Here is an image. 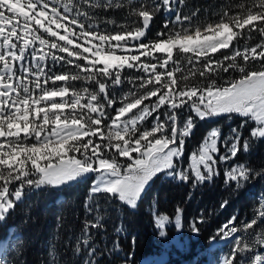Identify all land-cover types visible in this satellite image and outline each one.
<instances>
[{
	"label": "snow or ice",
	"instance_id": "6c2138e0",
	"mask_svg": "<svg viewBox=\"0 0 264 264\" xmlns=\"http://www.w3.org/2000/svg\"><path fill=\"white\" fill-rule=\"evenodd\" d=\"M185 9L187 0H0V222L26 189H59L91 175L74 254L99 264L92 230L104 228L102 207L136 209L161 173L194 187L211 181L218 163L264 139V0L226 4L204 19L200 8ZM161 10L175 16L150 38ZM117 12L123 22L105 18ZM257 36L252 46L234 44ZM221 116L241 124L223 140L212 128L184 167L195 122ZM223 175L239 190L264 170L241 162ZM175 212L154 213L159 238L169 225L181 228L183 209ZM236 221L216 230L233 244L223 264H264V231H256L264 199L252 219ZM190 228L200 231L195 220ZM119 250L118 241L106 248Z\"/></svg>",
	"mask_w": 264,
	"mask_h": 264
},
{
	"label": "trees",
	"instance_id": "16d2710c",
	"mask_svg": "<svg viewBox=\"0 0 264 264\" xmlns=\"http://www.w3.org/2000/svg\"><path fill=\"white\" fill-rule=\"evenodd\" d=\"M240 2L241 0H187L188 9L185 10L198 7L201 9L200 17L204 19L211 16L214 10L218 11L220 7L226 4L234 5ZM205 9H207V12H205ZM174 16L175 13L161 10L150 24V38L157 31L163 29V25L169 17ZM105 18L116 19L118 23L123 22V16L119 12L110 13ZM102 27L110 26L102 25ZM259 39L258 36L254 40L239 39L234 41V44H238L243 48L245 43L252 46ZM222 51H231V48ZM216 55H220V53ZM207 130L208 127H205L199 134L198 140H201ZM249 152L250 159H256L255 164L264 170V139L252 142ZM91 183V179L87 178L72 182L59 189H41L32 192H28L26 189L25 196L21 202L17 203L15 210L10 211L6 220L0 222V239H5L8 236L6 259L9 264H83L84 257L82 253L79 256L75 255L74 247L85 220L84 203ZM155 189L159 199L162 196L164 203L173 204L175 202L179 204L178 207L183 209L187 206L185 200L188 199V195L184 187L167 183ZM213 190H216V188L209 189V192ZM147 193L148 191L143 194L136 210L129 209L119 202H113L111 208L106 209V214L105 211H102L104 207L101 208V214L104 219L107 218V224L104 222L105 229L100 233L101 236H108L118 226H122V234L127 235L128 238L130 237L133 255L146 256L154 252V249H151L155 236L154 231L152 233L153 224L151 216L145 211ZM204 195V198H209L211 193ZM163 213L170 215L167 211H163ZM88 219H90V216ZM8 228L11 229L9 235ZM116 236L120 238V235ZM196 236L191 235L189 240L192 242V239H195ZM140 239L144 241L141 247L137 244ZM95 244L99 245V242L95 241ZM119 249V251L110 255L112 260H115L112 264L123 262L117 260L119 257L121 259L120 254L124 252L122 245L119 246ZM97 252L102 253L99 256V264H105L106 255H109V253L106 249L103 251L97 249ZM53 254L56 256L55 261L52 260ZM161 256H155L149 264H162L163 259ZM131 261L129 264H131Z\"/></svg>",
	"mask_w": 264,
	"mask_h": 264
},
{
	"label": "rangeland",
	"instance_id": "374dc122",
	"mask_svg": "<svg viewBox=\"0 0 264 264\" xmlns=\"http://www.w3.org/2000/svg\"><path fill=\"white\" fill-rule=\"evenodd\" d=\"M119 93L120 90L117 89V94L119 95ZM183 117L184 113L182 112L180 116L181 121L183 120ZM241 120L242 118L236 116H233L231 119H228L226 116H221L204 121L197 120L191 135L186 138L183 166H188L191 153L198 149L199 145L203 143L204 137L212 128H219L221 130V140H223L230 134L231 129L237 128L241 124ZM253 126V122H249V124L244 127L243 133L245 137L248 136V133ZM205 127H208V130L205 132L201 140H198L199 134ZM241 162L256 171L262 170L260 166L255 164L256 159H250L249 151L247 153L241 151L238 154V158L234 161L218 163L217 169L219 175L214 177L213 180L206 181L195 187L191 182H177L170 177H165L162 173L159 174L158 178H154V180L150 182L149 187L146 188L148 193L146 194L147 199H145V202L147 200L145 203V211L151 216L153 224L152 233L154 231L155 235L153 238V246L151 247V249H154L153 254L146 256L133 255L130 237L128 238L127 235H123L122 232L117 234L115 231L108 236H101L100 233L105 228L92 230L96 233L93 243L98 241V250L103 251L106 248H112L114 242L118 241L119 246L122 245L124 250V252L120 254L121 259L120 257L117 259L123 261L121 264H125L126 260L128 262L132 260L131 264H149L153 261L155 256L160 255H162L161 258L163 259L162 264H223V259L229 254L233 244L231 240H224L217 236L216 230L232 216L237 217V224H239L240 221L252 219L255 215L256 209L260 207L261 200L264 199V176H253V178L239 190H236L231 186L226 187L223 175L225 169L234 166L235 163ZM89 179L93 182L94 177L90 175ZM167 183H170L173 186L184 187L188 199L185 200L187 206L184 207V209L182 208L181 228L177 230L174 225L167 226V235L165 238L161 239L158 237L159 230L156 229L154 225V213L155 215H169L163 213V211H167L170 213L169 216L174 218L176 214L175 210L179 205L175 202L173 204L164 203L162 196H160L159 199L155 188H159V186L166 185ZM213 187H215L216 190L209 192V189ZM206 193H211L209 198H204V194ZM59 198H61V196H59ZM224 200H227L228 204L226 207L221 208L220 205ZM110 208L111 205L106 206V209ZM102 211L104 212L105 208H103ZM201 217H203V221L200 220ZM92 218L93 217L90 216V219ZM106 219L107 218L102 220L103 224L104 222L107 224ZM194 220L197 221L200 229L199 233H193L191 231L190 224ZM256 231H264V225H258ZM10 232L11 229L8 228V235ZM116 235H120V238ZM191 235H197L195 239H192V242L189 240ZM237 235L239 236L241 233H238ZM214 236H216L215 240H213ZM245 238L251 242L252 238L247 236ZM0 241L4 243L2 251V248H0V258L6 259L8 245L5 243V239H0ZM206 241L208 242L206 243ZM137 244L141 247V245L144 244V241L140 239ZM258 250L264 253V248H259ZM82 256L84 257L85 254L82 253ZM106 257L105 264H112L115 261L112 260L110 255H106Z\"/></svg>",
	"mask_w": 264,
	"mask_h": 264
},
{
	"label": "bare ground",
	"instance_id": "6f19581e",
	"mask_svg": "<svg viewBox=\"0 0 264 264\" xmlns=\"http://www.w3.org/2000/svg\"><path fill=\"white\" fill-rule=\"evenodd\" d=\"M3 244H4V243H3ZM0 248H2V249H1V251H2V250H3V247H0Z\"/></svg>",
	"mask_w": 264,
	"mask_h": 264
}]
</instances>
